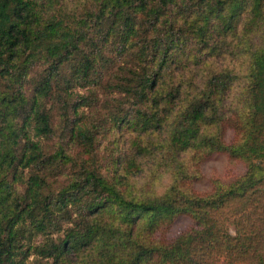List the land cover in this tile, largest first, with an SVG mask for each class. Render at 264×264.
<instances>
[{
  "label": "trees",
  "instance_id": "trees-1",
  "mask_svg": "<svg viewBox=\"0 0 264 264\" xmlns=\"http://www.w3.org/2000/svg\"><path fill=\"white\" fill-rule=\"evenodd\" d=\"M0 264H264V0H0Z\"/></svg>",
  "mask_w": 264,
  "mask_h": 264
},
{
  "label": "rangeland",
  "instance_id": "rangeland-1",
  "mask_svg": "<svg viewBox=\"0 0 264 264\" xmlns=\"http://www.w3.org/2000/svg\"><path fill=\"white\" fill-rule=\"evenodd\" d=\"M232 138L231 131H227L226 141L229 142ZM201 172L204 180L196 183L194 188L200 193L209 192L211 189V180L219 179L226 181L233 175L243 172V166L236 161H230L223 154H213L207 158L201 165ZM191 225V222L186 217H178L172 225L168 236L175 237L179 233L186 230Z\"/></svg>",
  "mask_w": 264,
  "mask_h": 264
}]
</instances>
